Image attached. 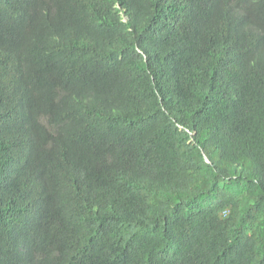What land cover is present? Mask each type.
I'll return each mask as SVG.
<instances>
[{"label":"trees","instance_id":"1","mask_svg":"<svg viewBox=\"0 0 264 264\" xmlns=\"http://www.w3.org/2000/svg\"><path fill=\"white\" fill-rule=\"evenodd\" d=\"M0 264H264V0H0Z\"/></svg>","mask_w":264,"mask_h":264}]
</instances>
